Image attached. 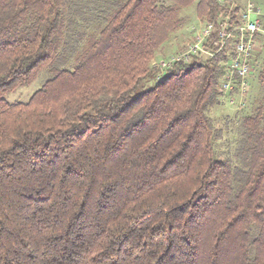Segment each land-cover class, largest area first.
Listing matches in <instances>:
<instances>
[{"label": "trees", "instance_id": "1", "mask_svg": "<svg viewBox=\"0 0 264 264\" xmlns=\"http://www.w3.org/2000/svg\"><path fill=\"white\" fill-rule=\"evenodd\" d=\"M247 1L0 0V264H264V34L234 162L209 114ZM191 6L212 54L157 78Z\"/></svg>", "mask_w": 264, "mask_h": 264}, {"label": "rangeland", "instance_id": "2", "mask_svg": "<svg viewBox=\"0 0 264 264\" xmlns=\"http://www.w3.org/2000/svg\"><path fill=\"white\" fill-rule=\"evenodd\" d=\"M86 3L85 9L86 12L90 11L93 4H100L99 0H78ZM116 1V0H115ZM119 1V0H118ZM244 1V0H243ZM247 1V0H246ZM255 9H257L258 14H254L257 18V21L264 26V0H251ZM96 15V13H95ZM185 16V23L183 27L178 30L164 45V53L167 54V57L175 52H172L177 46L181 47L179 51L181 52L187 49L188 45L195 40V36L204 28L206 21L200 20L196 16V11L193 6L186 8L183 11ZM172 52V53H170ZM170 53V54H169ZM264 55V46L259 49L258 58L259 62L261 61ZM65 56V55H64ZM64 64L60 66H67L71 62V58H66ZM257 69L252 70V75L249 78V87L246 94H234L233 102L230 103L228 99L222 100L218 105L213 107L209 112L210 116L213 119V123L217 129L220 130V136L216 140V149L219 156L222 158L228 156L234 162V147L235 140L237 138V128L240 124V118L242 115H248L251 113L253 102L259 94V84L257 81ZM52 74V67H47L44 69L38 78L29 86L19 87L6 95L8 101H26L30 95L39 88L42 83L48 79Z\"/></svg>", "mask_w": 264, "mask_h": 264}, {"label": "built area", "instance_id": "3", "mask_svg": "<svg viewBox=\"0 0 264 264\" xmlns=\"http://www.w3.org/2000/svg\"><path fill=\"white\" fill-rule=\"evenodd\" d=\"M233 7H231L232 9ZM258 14L254 5L247 1L246 6L240 12L242 23L234 27V30L239 32V38L233 43L235 52L234 58L228 64V71L225 80L221 83V89L224 95H227L234 88V80L237 78V88L239 94H246L249 87V78L252 72V65L249 62V57L256 51L252 37L255 33L264 34V26L261 25L257 18L253 16ZM229 26L227 21H224L217 31L220 37V46L231 37V31L227 30ZM215 30L213 22H206L204 28L195 36V40L190 43L184 51L173 53L167 58H161L155 62V66L159 69L157 75L160 76L163 71L172 63L179 61H188L192 55L201 57H209L212 52L204 45L212 32ZM230 103L233 102V95H227Z\"/></svg>", "mask_w": 264, "mask_h": 264}, {"label": "crops", "instance_id": "4", "mask_svg": "<svg viewBox=\"0 0 264 264\" xmlns=\"http://www.w3.org/2000/svg\"><path fill=\"white\" fill-rule=\"evenodd\" d=\"M251 75H252V73H251ZM251 77V76H250Z\"/></svg>", "mask_w": 264, "mask_h": 264}]
</instances>
